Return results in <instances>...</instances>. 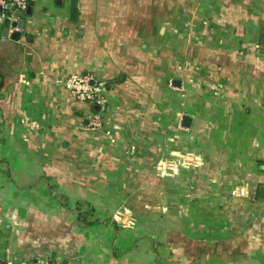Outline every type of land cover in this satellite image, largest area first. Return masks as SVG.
Listing matches in <instances>:
<instances>
[{"label":"crops","instance_id":"0c3cea01","mask_svg":"<svg viewBox=\"0 0 264 264\" xmlns=\"http://www.w3.org/2000/svg\"><path fill=\"white\" fill-rule=\"evenodd\" d=\"M70 10L33 1L19 40L0 18V264H264V0ZM84 72L111 82L98 129L61 84Z\"/></svg>","mask_w":264,"mask_h":264},{"label":"built area","instance_id":"2783aa9c","mask_svg":"<svg viewBox=\"0 0 264 264\" xmlns=\"http://www.w3.org/2000/svg\"><path fill=\"white\" fill-rule=\"evenodd\" d=\"M35 0H0V6L3 11L0 18L3 20L10 11L9 18L18 19L19 12L28 9L30 4ZM61 84L69 90L76 100L80 102H88L91 105H96L98 111L91 112L89 116V127L91 129H98L103 127V113L106 111L109 103L110 89L104 86L95 77L93 73H75L70 74ZM33 264H74L71 259H68L61 254H48L46 256L38 257Z\"/></svg>","mask_w":264,"mask_h":264},{"label":"trees","instance_id":"16d2710c","mask_svg":"<svg viewBox=\"0 0 264 264\" xmlns=\"http://www.w3.org/2000/svg\"><path fill=\"white\" fill-rule=\"evenodd\" d=\"M84 73H88V72H84ZM92 73V72H89ZM100 83H102L104 86H106L107 88L110 89L111 86V82L109 81H103L100 78H98L97 76H95ZM3 87V80L0 81V88L2 89ZM74 98V97H73ZM75 102H79L78 100H76V98H74ZM88 105V108L90 110V112L93 111H98V107L96 105H91L88 102H85ZM107 111V109H106ZM77 113H81L79 112V110H76ZM55 186V185H53ZM59 198V201L61 202V204L63 205V207L69 209L70 211H73V213L75 214L76 218H77V222L84 226V227H89L91 225H94L96 223H101V222H105L106 220H100V219H96L94 217V213H95V207L94 205L89 202V201H84V200H79L75 203V205L71 204L68 197L64 194H58L57 195ZM116 220V219H115ZM113 219V221L115 223H117L118 221H115ZM158 256V255H157Z\"/></svg>","mask_w":264,"mask_h":264},{"label":"water","instance_id":"95a60500","mask_svg":"<svg viewBox=\"0 0 264 264\" xmlns=\"http://www.w3.org/2000/svg\"><path fill=\"white\" fill-rule=\"evenodd\" d=\"M70 5H71V10H70V18L73 21H77L79 17V0H70ZM29 9V7H28ZM3 11L2 7L0 6V13ZM10 16V11L7 12V17L4 20V27H3V32L2 34L6 37L10 36L13 40H19L21 37V32L20 31H14L10 34V25L12 24L13 26H18L20 25L21 28L24 26V20H21L20 23L18 22H11V19L9 18ZM189 117H185V125L189 126ZM264 191V189L262 190ZM264 197V196H263ZM37 260H35L36 262Z\"/></svg>","mask_w":264,"mask_h":264},{"label":"rangeland","instance_id":"374dc122","mask_svg":"<svg viewBox=\"0 0 264 264\" xmlns=\"http://www.w3.org/2000/svg\"><path fill=\"white\" fill-rule=\"evenodd\" d=\"M165 158H167V159H164V161L161 162V170L162 171L163 170H165V171L168 170L169 171L170 170L169 169L170 168V165H169V162L167 160L170 161V158H168V157H165ZM185 160L187 162H190L191 161L190 158H185ZM115 218H117L118 221H119V223L123 224V226L124 225L127 226V224L133 225V223H135V221L132 219V215L130 216L129 219L127 218V213L125 214L123 208H122V210H119V212L116 214Z\"/></svg>","mask_w":264,"mask_h":264}]
</instances>
